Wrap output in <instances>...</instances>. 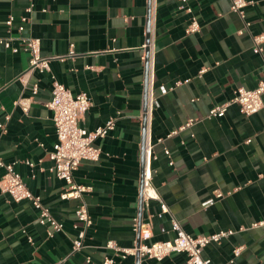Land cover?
<instances>
[{
    "label": "crops",
    "instance_id": "obj_1",
    "mask_svg": "<svg viewBox=\"0 0 264 264\" xmlns=\"http://www.w3.org/2000/svg\"><path fill=\"white\" fill-rule=\"evenodd\" d=\"M249 1L241 18L231 0H187L184 7L179 0H0V37L18 47L0 45V155L63 224L49 237L28 200L0 189V264H102L115 256L108 240L139 243L135 224H150L147 242L171 239L172 218L194 236L233 231L204 247L212 264H264V225L253 224L264 220V107L246 115L230 102L237 87L253 89L264 77L252 39L264 32V0ZM22 15L28 20L20 33ZM192 17L200 28L187 33ZM28 36L40 39L41 55L59 56L42 73L29 70L22 42ZM54 80L88 95L80 120L88 131L115 119L96 140L99 160H84L73 173L92 188L84 194L92 224L77 251L71 247L78 201L60 197L64 182L48 154L57 140L47 106ZM18 99H28L27 111ZM227 102L223 116H208ZM189 119L195 121L180 129ZM144 169L168 207L161 215L160 202L141 194ZM114 264L188 263L185 253L173 252Z\"/></svg>",
    "mask_w": 264,
    "mask_h": 264
},
{
    "label": "built area",
    "instance_id": "obj_2",
    "mask_svg": "<svg viewBox=\"0 0 264 264\" xmlns=\"http://www.w3.org/2000/svg\"><path fill=\"white\" fill-rule=\"evenodd\" d=\"M179 1L183 3V7L187 2V0ZM252 2L249 0H231L230 8L243 18L244 7ZM186 9L190 11V8L186 7ZM26 11L27 13L32 11L31 4L26 7ZM13 20L14 16L11 14L8 15L5 21L6 25L8 27L12 26ZM27 20V15L20 16V23L17 26L18 32L21 33L25 29ZM199 28L198 20L192 17L186 28V32H196ZM252 39L254 50L264 58V32L254 35ZM22 42L24 43V49L30 57L29 70H37L42 73L49 69V63L52 59L59 57L57 55H41V43L38 37H22ZM0 45L5 48H10L12 52H18V47L12 46L10 38L8 37H0ZM37 90L38 85L35 83L32 86V93H36ZM51 94L52 96L47 106L52 112V121L57 140L53 144V149L48 154L52 161V170L55 176L64 182L60 197L62 199H75L78 201L75 209L76 223L74 224L77 234L72 241L71 247V251H77L84 246L87 229L92 224L91 215L84 199V194L91 191L92 188L90 185L76 182L73 173L82 161L99 160L101 148L96 144V140L105 136L113 129L115 119L109 118L103 125H99L94 130L88 131L80 125L81 117L90 106L88 95L84 92L73 94L69 88L57 80L53 81ZM262 94H264V77L258 81L257 86L253 89L237 87L230 102L237 103L242 113L250 115L264 107ZM15 104H19L24 111L28 110V99H18L15 101ZM227 105L228 102L213 106L209 110L208 116H223ZM194 121L195 119H189L180 129L190 126ZM0 127H3L2 123H0ZM178 130H174L171 133L174 134ZM164 152L170 159L169 150L165 149ZM26 163L32 165L30 161H26ZM169 163L172 164V161L169 160ZM0 167L3 169V174L0 179L1 191L8 193L14 201L28 200L37 211L38 223L47 227L49 237L62 231V222L51 213L50 209L41 201L40 196L34 194L27 187L20 173L15 170L14 162H6L0 155ZM142 195L146 201L155 199L160 202V215L168 211L166 203L152 185L151 175L148 169H144L143 172ZM216 195L221 197L223 193L217 191ZM253 224L255 226L264 225V220ZM134 228L140 234L139 243L132 247H123L112 239L108 240L106 247L113 250L115 256L105 257L102 264H114L116 258L125 259L130 255L161 260L173 252L185 253L188 264H212L211 259L203 255L204 247L211 242L219 243L222 238L233 233L232 230H220L210 234L194 236L186 232L177 219L172 218L171 229L174 235L171 239L147 242L152 237L150 224L144 223L140 226L135 224ZM240 250V247L234 248V256L238 255ZM87 260H89V257H87ZM54 264H59V262Z\"/></svg>",
    "mask_w": 264,
    "mask_h": 264
},
{
    "label": "water",
    "instance_id": "obj_3",
    "mask_svg": "<svg viewBox=\"0 0 264 264\" xmlns=\"http://www.w3.org/2000/svg\"><path fill=\"white\" fill-rule=\"evenodd\" d=\"M146 44H148V41H147V43ZM145 52H146V72H147V62H148V47H146V49H145ZM146 101H147V75H145V100H144V111H146ZM145 125H146V114L144 115V118H143V134H145L144 132H145ZM142 172H143V170H142ZM142 177H143V175H142ZM142 184H143V179H142V183H141V188H140V190H141V194H142ZM136 257H138V259H139V256L138 255H136Z\"/></svg>",
    "mask_w": 264,
    "mask_h": 264
}]
</instances>
